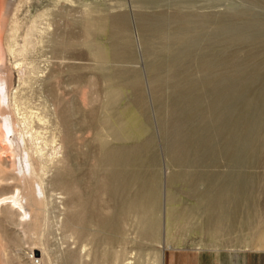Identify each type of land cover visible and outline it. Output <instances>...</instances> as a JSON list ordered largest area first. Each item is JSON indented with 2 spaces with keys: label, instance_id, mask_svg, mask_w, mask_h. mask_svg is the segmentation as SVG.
<instances>
[{
  "label": "rangeland",
  "instance_id": "rangeland-1",
  "mask_svg": "<svg viewBox=\"0 0 264 264\" xmlns=\"http://www.w3.org/2000/svg\"><path fill=\"white\" fill-rule=\"evenodd\" d=\"M250 1L0 0V77H10L12 107L18 90L19 112L47 141L52 159L42 185L48 198L38 212L28 206L20 158L0 147V198L18 192L29 212L24 220L18 206L0 207V264H38L32 257L40 264H171L169 253L180 264L192 250L204 264H224L231 249L239 264H264V30L253 27L264 23V1ZM176 13L212 23L181 29ZM224 25L239 31L230 48L218 35ZM127 46L131 57L114 58ZM188 48L194 52L182 66L174 64ZM228 52L232 63L199 67ZM153 66L164 83L158 91ZM183 71L184 79L173 77ZM134 84L142 89L146 122ZM211 88L218 94L210 102L192 98L171 117L174 95L186 99ZM198 107L207 117L183 125L193 138L189 161L178 166L171 157L174 118ZM136 117L144 132L134 133ZM121 148L130 152L116 164ZM140 171L147 175L141 189ZM111 173L116 180H108Z\"/></svg>",
  "mask_w": 264,
  "mask_h": 264
},
{
  "label": "bare ground",
  "instance_id": "bare-ground-1",
  "mask_svg": "<svg viewBox=\"0 0 264 264\" xmlns=\"http://www.w3.org/2000/svg\"><path fill=\"white\" fill-rule=\"evenodd\" d=\"M179 14H181V13H179ZM187 16L185 17L182 14L181 15L177 14V15H175L173 17V20H174L173 23L175 22L176 24L179 25V27L181 29H185V30L189 29V25H191L192 27L197 25V27H198V24H199L198 22H200V21L197 22V20H195L193 18L191 19V18H189ZM190 16L196 17V15H194V16L190 15ZM197 18H201V22H202V23L200 22L201 26L203 24L207 25V24H209V22H211V20L209 18H207V19L206 18L203 19L202 17H197ZM198 20H200V19H198ZM118 21L122 24V26L124 28H127L124 17L119 18ZM118 21H116V22H118ZM195 22L198 23V24L194 25ZM142 24H143L142 27L144 28V31L148 32L147 26H149V24H150L149 20H148V25L146 24V21H143ZM230 25L233 26V24H231V23H230ZM230 25L229 26L224 25L226 27L221 29V34H218V35H223V37H221L222 40L223 39L225 40V38H226L227 42L225 43V47H228V48H230V46H232L235 43L234 42L235 35H237V33H239L238 29H235L236 27L232 28V26H230ZM192 27H190V29H192ZM220 27H223V26H220ZM253 27H257L256 29H258V30H264V23L257 24L256 26L253 25ZM204 28H206V27L204 26ZM204 28H202V30H204ZM237 28H238V26H237ZM193 29H194V27H193ZM198 29H199V27H198ZM218 29L220 30V28H218ZM177 30H179V28ZM219 30H217V31H219ZM159 33H161V32L159 31ZM163 33H164V31H163ZM201 33L194 31V36L195 35H200V37H201V35L203 34V33L202 34ZM16 34H17V29H14L13 30V35H12L13 39L15 38ZM204 35L205 34H203V36ZM224 36H225V38H224ZM28 38H29V36H28ZM201 39H204V37H201ZM224 40H223V42H224ZM188 41L191 42V40H188ZM196 43H198V42L196 41ZM26 48H25V51H27ZM189 48H188V50H185V52H183V53L180 52L179 53L181 57L174 58V64L175 63H179V62L182 63V60L184 61L185 57L187 55H189V51L192 50V49H189ZM228 48H225V49H228ZM181 49H183V48H181ZM8 52H9V54L11 56H15L16 53H17V51L14 50L12 47H9ZM190 53H192V52L190 51ZM131 56H132V53L130 52V50L128 49V46H127L125 48V50L122 48V49L118 50V53L115 52L114 58L118 59V57L119 58L123 57L124 59H126V58H129ZM205 57H203V58H205ZM234 59H235V55L228 52V53L220 55V57L215 58V59H204V60L202 59L203 61L200 63L199 67L202 66V67H207V69H209L210 65H212V63L215 66L219 65V67H223V66H225V65H227L229 63H232ZM1 62H2V60H0V64H2ZM186 62H187V58L185 60V63ZM181 63H179V64H181ZM174 64H172V65H174ZM0 66L2 67V65H0ZM179 66H177V67H179ZM181 66H182V64H181ZM1 67H0V74H2L1 73V70H2ZM17 67L19 68L20 65H17ZM188 69L190 70V68H188ZM151 71H152V73L154 75L155 88L158 91L162 87L161 85L164 84V83H162V81H160V78L157 76L158 75L157 74V67L153 66L151 68ZM174 71H176V69ZM169 74H171V73H169ZM187 74H189L188 71H183L182 73L181 72L180 73L176 72L175 74H173V77L175 75H178V76H180V78L184 79ZM220 78L221 77H219L217 79H220ZM166 79H167V77H166ZM171 79H172V77H171ZM123 80H124V78H123ZM167 80H169V79H167ZM10 82H11V80H10L9 76L7 77V79H4V78L0 77V147L2 148L4 153L7 154L8 158H11V159H14V157L20 158L21 165H22V171L25 174L26 173L28 174V189L30 191V194H28V206L37 207L38 208L37 211L40 212V211H42V209H41L42 205L45 203V201L48 198L47 194L43 191V188H42L43 176L46 173L45 170L47 168V166H46L47 163L49 161H51L52 159L50 158L49 153H47V151L45 150V148L48 145L47 141L44 140L43 137H41V135L37 132L38 130L37 131H31L30 123H31L32 120H29V118L26 115H23L22 113L19 112V108L20 107H18V104L16 103L18 90L13 95V100H14L15 103H14V108L12 107V104L10 102V96H12V94H10ZM26 82L27 81H23L22 83L25 84ZM131 86H132V89L134 90V93H135V96H136V107L140 110V113L142 114L143 119L146 122V117L144 115V97H143L141 86H140V84H134V85H131ZM189 93H190V97L186 98V99L184 98L185 94L184 95L183 94L174 95L176 97H175V99L172 100V102H170L171 105H169L170 106V112L172 113V114L170 113L171 117H172V115L174 116L175 114H178L179 112H182L185 109H187L184 106H187V107L189 106L190 99L194 98V100H196V102H198V105H201V103L203 104L204 101H206V103L210 102L212 100V98L217 96L218 91H217V89L211 88V89H208V90L206 89V90H204L202 92H199V93L194 92V91L193 92H189ZM168 99L170 101V98H168ZM208 109H209V105H208ZM2 111H4V112L7 111L8 116L3 115ZM198 115H201L199 117H202V116L203 117L204 116L207 117V108H205V107H200L199 108L198 107L196 109L189 110L182 117H175L174 118L175 120H174V124H173L172 131H171L173 133L174 141H173V145H172V149H171L172 150V156L171 155L170 156L173 157L174 162L178 166H182L183 167L189 161L190 155H189V147H188V145L191 144L192 138H193L192 137V132L188 133V132L184 131L185 129L183 130V125H187V124L191 123L196 118V116L198 117ZM35 117H37V121H39V123L43 122V118H40L39 116H35ZM130 119H132L131 123L133 125L134 133H141L142 131L144 132L146 130V126L143 124V120H142V123H141V121L139 120L138 117L130 118ZM254 122H257V121L254 120ZM17 127L20 128V129H18ZM189 128H190V126H189ZM193 130H194V128L192 129V131ZM20 131H21V134H20ZM148 144H149V142H148ZM148 144L145 147L140 146L139 151H141L144 148H146L148 146ZM124 148H121L120 150L115 151V153L113 154V157H112L114 163H116V164L120 163L125 158V156L130 152V151H127V149H124ZM54 151H55V149H54ZM135 151H136V153L138 152V150H136V149H135ZM136 153L129 160L132 165L137 163V156L138 155H136ZM152 159L153 158H150V161H152ZM122 168L125 169V167H122ZM116 175H114L113 173L109 174L108 175V180H112V181L116 180V178H117ZM25 177H26V175L24 176V178ZM45 177H46V174H45ZM128 177H129L128 173L122 174V176H121V178H123V180H125ZM138 177H139L140 180H142L140 182V185H139L140 189H141L142 185L145 184V182H143V180L147 179V175H146V173L140 171L138 173ZM190 177H191L190 179H192V175L191 174H190ZM157 178H158V176H157ZM129 181H130V179H129ZM157 181H158V179H157ZM120 184H121V182H120ZM122 186H124V188H125V186H126L125 183H122ZM150 191L151 190H149L148 193H147L149 195V197H151L152 193H153V192H150ZM20 202H21V199H20L19 194L17 192L16 194H13V196H11V197L0 198V207L7 206L9 208H12L11 205H13V207L18 206L20 208V210H21V212L19 213V217L25 220V217L27 215H29V212L27 211V209ZM216 204L220 205V201L215 200L214 205H216ZM238 217H239V215H238ZM247 224H248V222H247ZM243 228H245V227H243ZM36 259H37L36 257H32V260L35 263L40 264L39 259H37V262L35 261Z\"/></svg>",
  "mask_w": 264,
  "mask_h": 264
},
{
  "label": "crops",
  "instance_id": "crops-1",
  "mask_svg": "<svg viewBox=\"0 0 264 264\" xmlns=\"http://www.w3.org/2000/svg\"><path fill=\"white\" fill-rule=\"evenodd\" d=\"M168 255H172L171 258V264H176V254L174 253H169ZM239 253L237 252V250L235 249H231V250H227L226 256H224V258H226V264H239L238 263V258H239ZM201 254H199V252L192 250V251H186L182 257H181V261L180 264H204L200 258ZM235 260V261H234ZM223 262V263H224ZM224 263V264H225ZM212 264H216V260L214 262H212ZM217 264H219V261L217 262Z\"/></svg>",
  "mask_w": 264,
  "mask_h": 264
}]
</instances>
